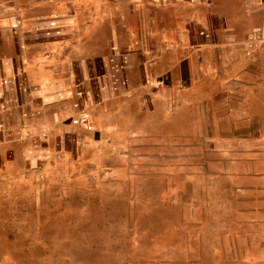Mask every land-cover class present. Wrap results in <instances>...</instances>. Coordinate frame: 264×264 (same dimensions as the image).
Masks as SVG:
<instances>
[{"label":"rangeland","instance_id":"rangeland-1","mask_svg":"<svg viewBox=\"0 0 264 264\" xmlns=\"http://www.w3.org/2000/svg\"><path fill=\"white\" fill-rule=\"evenodd\" d=\"M175 13H163L169 42ZM249 53L230 60L248 73L226 96L184 67L180 84L192 90L181 127L161 131L166 123L143 121L137 105L136 132L96 151L18 159L0 178V264H264V65L254 64L264 56ZM178 74L169 66L156 84Z\"/></svg>","mask_w":264,"mask_h":264},{"label":"crops","instance_id":"crops-1","mask_svg":"<svg viewBox=\"0 0 264 264\" xmlns=\"http://www.w3.org/2000/svg\"><path fill=\"white\" fill-rule=\"evenodd\" d=\"M154 1L0 0V178L18 159L19 167L70 159L117 132L135 133L140 113L166 123L161 131L181 127L192 90L180 84L185 66L226 96L248 73L247 64L231 71L230 60L250 51L263 59L264 0H163L165 9ZM169 7L179 21L172 42ZM169 66L179 70L175 84L157 85ZM81 111L91 131L76 122Z\"/></svg>","mask_w":264,"mask_h":264},{"label":"built area","instance_id":"built-area-1","mask_svg":"<svg viewBox=\"0 0 264 264\" xmlns=\"http://www.w3.org/2000/svg\"><path fill=\"white\" fill-rule=\"evenodd\" d=\"M76 122L87 131H91L93 129L90 115L86 111H81L77 114Z\"/></svg>","mask_w":264,"mask_h":264}]
</instances>
